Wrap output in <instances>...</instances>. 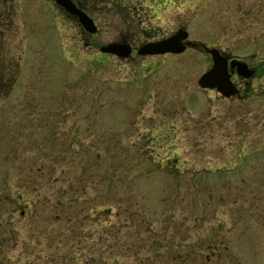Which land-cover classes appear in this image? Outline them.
I'll use <instances>...</instances> for the list:
<instances>
[{
	"label": "rangeland",
	"instance_id": "rangeland-1",
	"mask_svg": "<svg viewBox=\"0 0 264 264\" xmlns=\"http://www.w3.org/2000/svg\"><path fill=\"white\" fill-rule=\"evenodd\" d=\"M49 1L0 0V264H264V0H84L88 40ZM204 46L257 68L239 96Z\"/></svg>",
	"mask_w": 264,
	"mask_h": 264
},
{
	"label": "water",
	"instance_id": "water-1",
	"mask_svg": "<svg viewBox=\"0 0 264 264\" xmlns=\"http://www.w3.org/2000/svg\"><path fill=\"white\" fill-rule=\"evenodd\" d=\"M55 1L58 4L65 6L71 13L77 14L83 25L91 32L96 31V27L92 19L82 11L77 10L70 0ZM188 38V31L180 30L177 34L166 39L144 44L137 52L141 56L181 54L186 51L188 46H195L193 42L186 41ZM203 48L211 56L212 67L200 77L198 81L199 85L204 89L217 90L226 98L239 94L238 88L231 79L229 67L232 69L237 68V72L240 76L250 79L252 78L254 71L249 69L248 63L236 59L229 60V58L222 54V51L217 48H210L207 46H204ZM101 51L103 53L113 54L125 59L131 57L133 53L130 46L118 43H111L102 47Z\"/></svg>",
	"mask_w": 264,
	"mask_h": 264
},
{
	"label": "flooded vegetation",
	"instance_id": "flooded-vegetation-1",
	"mask_svg": "<svg viewBox=\"0 0 264 264\" xmlns=\"http://www.w3.org/2000/svg\"><path fill=\"white\" fill-rule=\"evenodd\" d=\"M50 1L54 5V8L57 9V11L60 12L61 16H63L66 20L73 21L75 24H77L79 26L81 31H83V33L86 34V38H85L86 40L90 39L89 37H91V36L99 34L100 28L98 27V24L96 23L95 18L92 15V10H91L92 9V5H90L89 3L85 2L84 0H70L73 3V5L76 7L77 10L82 11L83 13H85L87 16H89L92 19V21H93V23H94V25L96 27V31L95 32H91L87 27H85L83 25V23L81 22L80 17L77 14L71 13L65 6L58 4L55 0H50ZM50 1H49V5H50ZM146 1H149V0H146ZM150 1H152L153 6H159L160 4L161 5L165 4V1H162V0H150ZM180 30L187 31L185 29V27L181 25V26H179L178 31L176 33H174L173 35L177 34ZM173 35H171V36H173ZM122 36H124V37L116 40L113 43H118V44H123V45L130 46L132 48V50H133V53H134L136 48H138V46L140 45V43H136L132 38L127 37V36H133V34L125 33ZM188 40H189V38L186 41H188ZM194 44H195V46H192V47H200V45L198 43H194ZM143 45L144 44H142L141 46H143ZM188 47L190 48L191 46H188ZM139 48L136 51H138ZM217 49H219V48H217ZM249 69L254 71V74H253L252 78L256 77L257 68L249 65ZM229 71L231 73V79H232L233 83L239 89L240 92H241L240 86L241 87L242 86L243 87H248L249 86L250 80L252 78H250V79L243 78L242 76H240L238 74L237 68L232 69L231 67H229ZM240 82H241V85H239ZM240 92L236 96H239Z\"/></svg>",
	"mask_w": 264,
	"mask_h": 264
},
{
	"label": "trees",
	"instance_id": "trees-1",
	"mask_svg": "<svg viewBox=\"0 0 264 264\" xmlns=\"http://www.w3.org/2000/svg\"><path fill=\"white\" fill-rule=\"evenodd\" d=\"M72 259V258H71ZM73 260V259H72ZM117 259L113 260L111 264H116ZM92 263H95L94 260L92 259ZM107 264V263H106Z\"/></svg>",
	"mask_w": 264,
	"mask_h": 264
}]
</instances>
